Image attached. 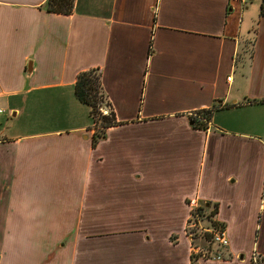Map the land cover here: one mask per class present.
<instances>
[{"label":"crops","instance_id":"crops-1","mask_svg":"<svg viewBox=\"0 0 264 264\" xmlns=\"http://www.w3.org/2000/svg\"><path fill=\"white\" fill-rule=\"evenodd\" d=\"M45 2L0 0V264H191L190 199L229 237L197 264L264 259L261 0Z\"/></svg>","mask_w":264,"mask_h":264},{"label":"trees","instance_id":"trees-1","mask_svg":"<svg viewBox=\"0 0 264 264\" xmlns=\"http://www.w3.org/2000/svg\"><path fill=\"white\" fill-rule=\"evenodd\" d=\"M75 0H46L45 9L49 12H56L62 14H69L73 10ZM264 15V0H261L260 16ZM74 93L76 98L87 104L90 107V116L93 119L96 129L98 131L93 132V143H95L101 137H104L105 131L108 127L116 125L118 122L111 109L108 115L101 113L100 106L101 101L104 99L100 73L95 69L86 70L80 72L74 84ZM202 116L205 119H209V111H202ZM195 125L205 127L206 123L201 120L195 119ZM204 210H208L209 206H203ZM216 213V207H213L209 212V215ZM198 255L191 254V264H197ZM259 262L264 264V259L259 256ZM251 264H253L251 262Z\"/></svg>","mask_w":264,"mask_h":264},{"label":"built area","instance_id":"built-area-1","mask_svg":"<svg viewBox=\"0 0 264 264\" xmlns=\"http://www.w3.org/2000/svg\"><path fill=\"white\" fill-rule=\"evenodd\" d=\"M234 1L245 4L248 0ZM100 110L101 113L104 115H108L111 111L109 106H106L105 108H100ZM3 111L4 110L0 108V114H2ZM197 119L201 120L202 122H205L206 124L209 123V119H205L202 116L201 112L197 114ZM91 129L93 132L96 131V125L94 122ZM188 205L190 209L189 218L187 219V221L189 222L187 226L190 229L188 236L191 241L193 238L203 239L204 241L203 245H197L193 247V251L195 254L193 252L192 254L198 255V258H215L217 260H221V252L215 251L216 249L225 251L229 245V237L227 235L224 225L217 222L213 217L214 215H209L207 210L203 209V205L199 204L196 199H190ZM203 221L205 222V224L203 223ZM252 263L262 264L259 262V256L255 253L252 254Z\"/></svg>","mask_w":264,"mask_h":264},{"label":"rangeland","instance_id":"rangeland-1","mask_svg":"<svg viewBox=\"0 0 264 264\" xmlns=\"http://www.w3.org/2000/svg\"><path fill=\"white\" fill-rule=\"evenodd\" d=\"M102 103H101V106H100V108H105L107 105H106V102H105V100L104 99H102V101H101ZM93 119H92V126H93ZM96 131H98V129H96ZM204 206V205H203ZM207 212L209 213L210 212V209H208L207 210ZM206 212V213H207ZM189 218V217H188ZM187 218V219H188ZM203 220H205V219H203ZM202 221V220H201ZM203 223L205 224V222L203 221ZM189 224V222L186 220V222H185V232H186V234H187V236L189 235L188 233H189V227L187 226ZM191 243H190V246H191V252H193L194 253V249H193V247H195V246H197V245H203L204 244V241H203V239H199V238H193L192 239V241H190ZM215 249V248H214ZM217 251H220L221 252V260L224 258L223 257V253H224V251H222V250H218V249H216V251L215 252H217ZM195 254V253H194ZM199 259H203V258H198V260ZM209 260H217V259H215V258H211V259H209ZM219 260V259H218Z\"/></svg>","mask_w":264,"mask_h":264},{"label":"water","instance_id":"water-1","mask_svg":"<svg viewBox=\"0 0 264 264\" xmlns=\"http://www.w3.org/2000/svg\"><path fill=\"white\" fill-rule=\"evenodd\" d=\"M28 69H31V64L28 65Z\"/></svg>","mask_w":264,"mask_h":264}]
</instances>
